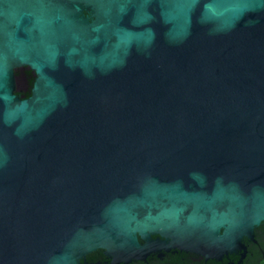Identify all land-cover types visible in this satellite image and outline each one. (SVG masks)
Wrapping results in <instances>:
<instances>
[{
    "label": "water",
    "instance_id": "obj_1",
    "mask_svg": "<svg viewBox=\"0 0 264 264\" xmlns=\"http://www.w3.org/2000/svg\"><path fill=\"white\" fill-rule=\"evenodd\" d=\"M261 223L264 0H0V264L219 258Z\"/></svg>",
    "mask_w": 264,
    "mask_h": 264
},
{
    "label": "flooded vegetation",
    "instance_id": "obj_2",
    "mask_svg": "<svg viewBox=\"0 0 264 264\" xmlns=\"http://www.w3.org/2000/svg\"><path fill=\"white\" fill-rule=\"evenodd\" d=\"M22 69L23 92H30L29 77H34V75L32 72L30 76L26 74L25 69L28 68L24 67ZM16 75L17 74L15 73V77H17ZM16 91H18L17 87L15 90V93L17 94ZM17 95L22 98L25 97L24 94ZM242 244L244 246L242 249H235L234 251L228 252L219 258H205L191 252H185L179 249H170L168 251H157L151 253L146 257V260L143 261L133 260L129 263L119 264H264V223H261L254 228L252 236L243 237ZM90 254H92V252L88 253L82 260L84 264H100L101 259H103L101 256L104 257L103 261L105 263H109V260L103 254V251L100 258L96 260H91L93 256Z\"/></svg>",
    "mask_w": 264,
    "mask_h": 264
},
{
    "label": "trees",
    "instance_id": "obj_3",
    "mask_svg": "<svg viewBox=\"0 0 264 264\" xmlns=\"http://www.w3.org/2000/svg\"><path fill=\"white\" fill-rule=\"evenodd\" d=\"M25 72H26L27 75L30 76L31 71H30L29 69H25ZM15 73L17 74V70H16ZM33 79H34L33 76H32V77H29V89H30V86H31V84H32V82H33ZM16 92H17V94H19V95L24 94L25 97L28 96L29 93H30L29 91L23 92V90H18V91H16ZM90 255L93 256L91 260L99 259L100 256L102 255V250L99 249V250H97V251H95V252H92V254H90ZM101 258H103V259H101V263H100V264H108V263H105V262L103 261V260H104V257H103V256H101ZM92 264H94V263H92Z\"/></svg>",
    "mask_w": 264,
    "mask_h": 264
},
{
    "label": "rangeland",
    "instance_id": "obj_4",
    "mask_svg": "<svg viewBox=\"0 0 264 264\" xmlns=\"http://www.w3.org/2000/svg\"><path fill=\"white\" fill-rule=\"evenodd\" d=\"M17 73H18V90H23V69H17Z\"/></svg>",
    "mask_w": 264,
    "mask_h": 264
}]
</instances>
